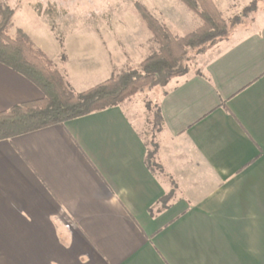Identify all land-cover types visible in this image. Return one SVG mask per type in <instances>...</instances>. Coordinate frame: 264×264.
Instances as JSON below:
<instances>
[{"label": "crops", "instance_id": "crops-1", "mask_svg": "<svg viewBox=\"0 0 264 264\" xmlns=\"http://www.w3.org/2000/svg\"><path fill=\"white\" fill-rule=\"evenodd\" d=\"M81 1L0 0L8 35L25 32L75 92L140 63L154 43L138 20L114 36L74 29L96 19L76 17ZM136 1L175 36L200 23L179 0ZM211 1L226 20L254 6L185 74L150 89L158 170L139 94L0 140V264H264V0ZM42 97L0 63V111Z\"/></svg>", "mask_w": 264, "mask_h": 264}, {"label": "trees", "instance_id": "trees-1", "mask_svg": "<svg viewBox=\"0 0 264 264\" xmlns=\"http://www.w3.org/2000/svg\"><path fill=\"white\" fill-rule=\"evenodd\" d=\"M179 1L199 18L200 23L194 29L175 36L136 2V13L152 33L156 50L136 68L114 74L81 92L73 91L64 82L46 54L25 32L17 29L13 37L8 35L12 10L4 7L0 17V63L27 78L43 97L0 111V140L116 106L144 87L163 88L171 78L187 72V62L226 39L239 22V16L224 19L211 0ZM153 154L154 149L148 151L149 158L153 159Z\"/></svg>", "mask_w": 264, "mask_h": 264}, {"label": "rangeland", "instance_id": "rangeland-1", "mask_svg": "<svg viewBox=\"0 0 264 264\" xmlns=\"http://www.w3.org/2000/svg\"><path fill=\"white\" fill-rule=\"evenodd\" d=\"M86 2H88V1H86V0L81 1L77 5H74V12L76 13V17L86 19V18L90 17L89 14L93 13L97 20L94 19V21L89 20L88 22L87 21L74 22V26H75L74 29H78V28H80V26L85 28V27H87V25L91 24V25H94V29L97 30L100 33V35H102L103 32H110L111 35L114 36V35H117V32H119V31L129 29L130 26L135 25L137 27V25H139V22H140L143 25V27L146 29V31H148V29L146 28L147 27L146 24L140 19V17L136 13L135 3L136 2L139 3L136 0H119V1L118 0H97L94 2V4H91L90 2L89 3H86ZM4 7H8V6H6L4 3L0 2V17H1V13H2V10ZM249 7H250L249 10H250L252 8V4L249 5ZM246 8L247 7H245L239 14H236V15L232 16L231 18H233L235 16L241 17V15H243L242 14L243 11ZM59 10L60 9H58V8L56 9V7H46L45 12L50 17L52 16V18H55L54 16H57L56 18H59V19L61 18V16L64 18L63 14H59ZM55 11H57V12L55 13ZM125 14H129L128 15L129 18H127L126 21L124 20V17H123V15H125ZM130 15H134L133 18ZM50 23H52V22H50ZM54 24H55V22H54ZM10 30H12V27ZM83 40H85V39L84 38H82V39L74 38V46H76L80 41H83ZM88 40L91 41L90 38ZM112 40L118 41V38L112 39ZM152 45L153 46H151V50H150L149 55L153 51H155V49L157 47L155 42ZM194 60L187 62V67H188V65H191V63ZM51 64H52V62H51ZM138 64L139 63H137L135 65H131V66L129 64V66H127V68L121 69L120 71H117L115 74H118L122 71H126V70L131 69V68H136L138 66ZM52 66H53V68H55L53 64H52ZM55 69L58 70L57 68H55ZM150 89H152V88L144 87L142 90H140L139 92H136L135 94L131 95L130 97H133V96H136V94L137 95L139 94L141 100L144 101L145 108L147 107V115L146 116H147L148 123L146 125H144L143 132H144V136H145L146 140L149 143V149L151 151L154 149L152 135L159 125V119H158L159 111H158L157 103L155 102V95L153 96L152 92H150ZM148 164L151 168L158 170V168L155 165L156 163H155L154 159L149 158V156H148ZM153 165H155V166H153Z\"/></svg>", "mask_w": 264, "mask_h": 264}]
</instances>
